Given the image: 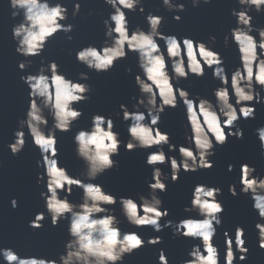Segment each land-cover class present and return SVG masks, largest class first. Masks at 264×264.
<instances>
[{"label": "clouds", "instance_id": "9594fccd", "mask_svg": "<svg viewBox=\"0 0 264 264\" xmlns=\"http://www.w3.org/2000/svg\"><path fill=\"white\" fill-rule=\"evenodd\" d=\"M7 2L11 18H19L11 27L15 51L24 57L18 61V68L23 71L32 65L30 57H40L36 72L20 76L29 89L28 106L24 117L18 119L14 138L7 147L14 156L18 155L25 147L26 136H30L42 157L36 161L37 167L43 169L37 173L36 182L44 185L40 191L44 210L35 213L28 222L29 227L42 228L47 218L52 226L66 220L68 239L58 257L20 255L13 247H0V258L6 264H123L126 255L146 245L162 243L159 235L145 239L138 231L122 230L121 224L126 222L135 227L151 226L157 233L171 228L173 237L197 241L181 264H221L216 239L225 211L219 198L223 194L222 187L196 183L189 203L184 206V212L190 215L179 220L167 219L170 212L164 207L161 194L167 192L169 179L176 182L182 171L213 168L211 157L216 148L224 146L230 137L243 139L244 129L238 121L255 119L256 105L264 103V25L254 23L253 15L264 13V0H236L239 7L230 9L235 23L224 34L223 44L234 46L237 53L238 63L231 68L215 47V35L205 41L165 33L161 30L165 17L152 10L145 15L146 29L140 25L131 27L128 13L138 10L144 14V0H104L110 6L103 19L105 39L99 46L89 43L77 49L76 61L89 71L107 73L117 61L134 53L139 69L134 75L138 94L131 98V107L121 103L115 113L127 123L126 142L114 130L112 115L94 113L88 128L75 131L74 152L84 165L78 175L71 174L60 162L57 132L72 131L83 115V109L77 105L91 98L89 72L81 71L74 79L60 70L55 59L45 63L42 55L58 32H63L69 41L73 39L68 34L74 25L65 23L69 18L68 6L63 0ZM161 2L173 13L175 21L182 19L180 13L186 8L182 0ZM190 2L197 7L212 0ZM80 10V0H74L71 16L75 18ZM206 70H210L212 78L218 82L211 90V97L193 93L189 90L190 83L188 87L181 83L191 76L204 77ZM125 72L131 74V66H126ZM181 105L185 142L177 145L171 141V134L160 127V122L166 110ZM254 133L260 154L264 156V124L255 128ZM121 145L126 151L155 147L147 151L145 158V163L152 166L146 195L118 196L97 182L106 171L119 167V161L113 157L119 156ZM160 165H166L169 170L165 171ZM234 167L230 163L227 170L232 172ZM239 172L238 181L228 185V192L233 197L247 195L252 201L251 207L258 215L255 223L258 247L264 249V175L247 162L240 164ZM74 187L82 193L78 202L70 199ZM10 203L12 208L18 206L15 197ZM117 204L119 216L116 208L111 207ZM245 235L242 225H236L234 237L230 230L224 229L223 264H235L237 259L248 258L250 249ZM156 264H171L165 249L158 250Z\"/></svg>", "mask_w": 264, "mask_h": 264}, {"label": "water", "instance_id": "95a60500", "mask_svg": "<svg viewBox=\"0 0 264 264\" xmlns=\"http://www.w3.org/2000/svg\"><path fill=\"white\" fill-rule=\"evenodd\" d=\"M182 2L186 4L185 11L180 13L182 19L175 21L172 18L173 13L163 7L161 0H144V14L138 10L128 13L130 25L131 27L140 25L146 29L145 15L147 11L152 10L165 17L161 29L165 33L188 35L205 41L210 35H215L217 37L215 47L222 52L226 66L234 67L238 63L237 53L234 46H224L223 36L235 23L230 9L234 6L239 7L236 0H212L209 4L202 2L197 7H193L190 0ZM63 3L69 9V18L65 23L74 25L68 34L73 39L69 41L63 32H58L50 39L42 55L45 57V63L55 59L60 65V70L74 79L81 71L89 72L90 79L87 82L92 85L93 90L89 94L91 98L77 105L83 109V115L74 124L72 131L57 132L60 162L71 174L78 175L84 165L75 155L73 135L79 128L90 126L92 114L112 115L114 130L120 133L122 141H127V123L115 113L119 111L121 103L131 107V98L138 94L134 75L139 69L136 65L137 57L131 52L127 58L117 61L115 67L107 73L97 74L78 63L75 58L77 49L89 43L99 46L105 39L103 19L107 17L110 6L105 4L104 0H80V13L73 18L71 10L74 0H63ZM89 10L92 11L91 15ZM10 12L7 0H0V247H13L20 255L54 258L64 250V243L68 239L67 221L61 220L57 226H52L50 218H47L43 221L44 226L39 229H33L28 225L36 212L44 210V201L40 197L44 185L36 182L37 173L43 170L36 164L38 159H42L40 151L32 143L30 136H26L25 147L18 155L14 156L7 147L14 138L13 130L18 127V119L24 117L28 106L29 89L21 81L20 76L36 72L40 65V57L37 56L30 57L33 63L29 68L23 71L18 68V61L24 57L15 51L11 27L19 18L13 20ZM253 15L256 17L254 23L264 25V13ZM126 66H131V74L125 72ZM181 83L185 87L190 83L189 90L193 93L211 97V90L218 82L212 78L210 70H206L204 77L191 76ZM184 119L182 105L176 109H168L162 114L160 127L171 134V141L177 145L185 142ZM238 123L244 129V138L230 137L224 146L217 147L215 155L211 157L214 161L213 168L187 173L182 171L176 182L169 179L168 190L161 196L164 207L170 212L167 219L179 220L190 215L184 212V206L189 203L192 188L196 183L222 187L223 194L219 198L224 203L225 211L222 213V225L218 229L216 239L220 245L221 264L224 250L223 231L230 230L234 237L236 225L245 228L246 246L250 250L245 261L237 259L235 264H264V249L258 247V230L255 228L258 215L251 207L252 201L247 195L233 197L228 192V185L238 181L240 164L243 162L255 165L257 172L264 175V156L260 154L259 141L254 133L255 128L264 124V103L256 105L255 119H241ZM25 131L27 132L26 129ZM152 150H155V147L148 150L126 151L121 145L119 156L113 157L119 161V167L106 171L97 182L118 196H135L137 193L146 195L152 166L145 163V158L147 151ZM165 151L167 152V146ZM230 163L235 166L232 172L227 170ZM160 167L165 171L169 170L166 165ZM237 190L239 191V184ZM81 194V190L74 187L70 199L78 202ZM13 197L18 201L16 208H12L10 203ZM111 207L116 208V214L119 216V204ZM121 228L125 231H138L145 239L156 235L162 237V243L146 245L133 254L126 255L123 264H156L160 248L165 249L171 264H181L192 244L197 242L191 238L173 237L171 228L157 233L153 232L151 226L135 227L126 222L121 224ZM238 255L237 253V257ZM0 264L6 262L0 258Z\"/></svg>", "mask_w": 264, "mask_h": 264}]
</instances>
